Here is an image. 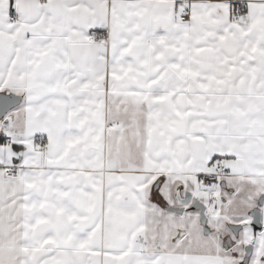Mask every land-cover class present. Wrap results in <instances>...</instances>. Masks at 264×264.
<instances>
[{
    "label": "snow or ice",
    "instance_id": "6c2138e0",
    "mask_svg": "<svg viewBox=\"0 0 264 264\" xmlns=\"http://www.w3.org/2000/svg\"><path fill=\"white\" fill-rule=\"evenodd\" d=\"M0 264H264V0H0Z\"/></svg>",
    "mask_w": 264,
    "mask_h": 264
}]
</instances>
